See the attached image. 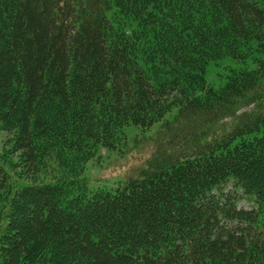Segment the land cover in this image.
Segmentation results:
<instances>
[{"label": "trees", "instance_id": "obj_1", "mask_svg": "<svg viewBox=\"0 0 264 264\" xmlns=\"http://www.w3.org/2000/svg\"><path fill=\"white\" fill-rule=\"evenodd\" d=\"M2 132L0 264H264V0H0Z\"/></svg>", "mask_w": 264, "mask_h": 264}, {"label": "rangeland", "instance_id": "obj_2", "mask_svg": "<svg viewBox=\"0 0 264 264\" xmlns=\"http://www.w3.org/2000/svg\"><path fill=\"white\" fill-rule=\"evenodd\" d=\"M210 70L211 67H209V72L207 73V80L216 85L217 82L214 75L210 73ZM135 133L136 131L134 127H129L127 129L129 140H132L135 137ZM7 138L8 136L6 132L0 134V162L5 165L4 168L15 184H28L29 181L22 177L24 175L22 168H19L20 164L19 159L17 158L18 155L11 152L10 146H4L7 142ZM149 155L150 154L144 148L141 149L140 147H135L130 143L126 154L122 157L115 153H111L107 155L108 157L100 166H95L90 162L87 166V177H89L92 184H94L93 181H95L99 185H110L118 181H124L129 176H135L137 174V171L144 166ZM6 213L7 210L5 211L3 207H0V235L3 232L6 223Z\"/></svg>", "mask_w": 264, "mask_h": 264}]
</instances>
